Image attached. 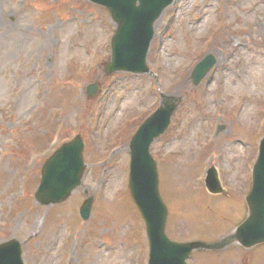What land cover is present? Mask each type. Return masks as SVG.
Returning <instances> with one entry per match:
<instances>
[{"label":"rangeland","instance_id":"rangeland-1","mask_svg":"<svg viewBox=\"0 0 264 264\" xmlns=\"http://www.w3.org/2000/svg\"><path fill=\"white\" fill-rule=\"evenodd\" d=\"M154 27L147 65L155 77L105 75L115 24L104 7L0 0V242H23L25 264H147L144 224L127 185L128 144L167 96L180 100L150 145L167 235L214 240L243 218L264 132V0H173ZM208 54L216 62L193 84V68ZM77 134L85 144L81 185L61 203L40 205L34 191L43 162ZM210 168L225 193L206 189ZM87 198L93 204L83 220ZM236 247L194 252L187 262L264 264V247L244 258Z\"/></svg>","mask_w":264,"mask_h":264},{"label":"water","instance_id":"water-1","mask_svg":"<svg viewBox=\"0 0 264 264\" xmlns=\"http://www.w3.org/2000/svg\"><path fill=\"white\" fill-rule=\"evenodd\" d=\"M91 1L104 6L116 23L111 39V60L105 64L104 72H148L146 54L154 34V23L173 0ZM214 62L212 55H207L199 62L193 72V81L198 83ZM97 88V84H90L87 92L93 95ZM177 100L175 97H164L161 105L141 123L129 143L128 186L145 221L150 249L148 264H187L186 259L194 250H220L231 243L244 248L264 244V135L252 166L251 185L245 196L244 219L229 234L214 242L192 240L180 243L167 237V208L158 190L156 161L150 154L149 146L169 125ZM82 149L81 137L77 135L46 159L41 168L40 183L34 193L36 201L42 205L58 203L80 185L84 168ZM206 182L211 192L221 190L212 169ZM91 203L92 199L88 198L81 206L80 215L83 219L89 217ZM0 264H23L21 243L18 240L0 244Z\"/></svg>","mask_w":264,"mask_h":264},{"label":"flooded vegetation","instance_id":"flooded-vegetation-1","mask_svg":"<svg viewBox=\"0 0 264 264\" xmlns=\"http://www.w3.org/2000/svg\"><path fill=\"white\" fill-rule=\"evenodd\" d=\"M242 251V258H244L245 256L249 255L252 251H245V250H241ZM244 263L243 264H247V260L244 258L243 259Z\"/></svg>","mask_w":264,"mask_h":264},{"label":"bare ground","instance_id":"bare-ground-1","mask_svg":"<svg viewBox=\"0 0 264 264\" xmlns=\"http://www.w3.org/2000/svg\"><path fill=\"white\" fill-rule=\"evenodd\" d=\"M219 62H221L222 63V61L220 60ZM221 78H223L222 76H221Z\"/></svg>","mask_w":264,"mask_h":264}]
</instances>
